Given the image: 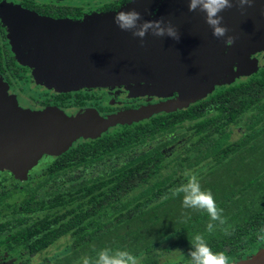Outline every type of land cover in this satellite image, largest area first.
<instances>
[{
	"label": "trees",
	"instance_id": "1",
	"mask_svg": "<svg viewBox=\"0 0 264 264\" xmlns=\"http://www.w3.org/2000/svg\"><path fill=\"white\" fill-rule=\"evenodd\" d=\"M181 129L186 133L177 134ZM189 134L195 138L183 154L167 160L163 149ZM115 157H121L120 167L68 177ZM62 159V164L78 160L60 167L39 187L50 183L49 189L40 196L38 190L32 193L23 211L9 215L3 225L10 247L28 254L26 264L62 241L65 253L48 264H83V258L94 260L106 247L127 250L141 264H175L162 261L174 252L189 262L197 234L233 264L244 261L264 247L258 238L264 229V68L248 81L219 88L202 109L124 128ZM186 171L198 176L202 189L211 190L226 223L184 208L182 194L171 196L187 182Z\"/></svg>",
	"mask_w": 264,
	"mask_h": 264
},
{
	"label": "water",
	"instance_id": "2",
	"mask_svg": "<svg viewBox=\"0 0 264 264\" xmlns=\"http://www.w3.org/2000/svg\"><path fill=\"white\" fill-rule=\"evenodd\" d=\"M232 2V8L220 13L227 36L235 38L232 46H227V36H213L204 12L189 11L188 0H135L121 10L135 9L143 17L141 23L170 21L179 32L178 41L151 32L141 41L115 24L117 13L92 17L73 32L54 29L49 35L28 37L40 54L34 76L51 89L125 88L131 94L170 91L179 96L154 108L106 118L79 114L70 119L22 108L0 76V170L28 169L48 154L67 151L79 138H99L117 125L187 109L216 88L256 74L264 68V60L254 58L264 53V0H256L243 13L236 0ZM12 40L16 44L17 38ZM237 264H264V247Z\"/></svg>",
	"mask_w": 264,
	"mask_h": 264
},
{
	"label": "flooded vegetation",
	"instance_id": "3",
	"mask_svg": "<svg viewBox=\"0 0 264 264\" xmlns=\"http://www.w3.org/2000/svg\"><path fill=\"white\" fill-rule=\"evenodd\" d=\"M134 1L0 0V76L8 85L9 93L24 109L33 112L50 111L70 119L79 114H93V116L99 115L106 118L122 112L154 108L175 100L179 94L177 92L169 94L170 91L150 95L131 94L125 88L114 90L86 88L62 92L41 84L34 76V69L40 64L38 61L40 54L37 52L38 48L26 40L28 37L49 35L54 29L56 31L71 29L70 32H73L74 28L86 26L92 17L118 13ZM12 37L17 38L16 44L13 43ZM254 58L262 62L264 53L257 54ZM252 77L240 80L248 81ZM214 94L203 101L192 104L187 109H202V106L206 105ZM184 110L158 113L147 120L134 122L131 125H117L109 128L99 138H79L65 152L56 151L53 155H46L31 168L17 170L14 174H6L4 177L0 176V264H26L28 254L25 253L24 248L12 249L10 247L8 234L5 233L3 225L9 221V215H16L23 211L24 204L32 193L38 190L36 195L40 196L49 189L50 183H46L43 190H39V187L54 177L60 167L72 166L80 159L69 160L62 164L60 160L64 161L63 157L82 146L95 147L106 137L109 138L124 128L146 124L159 117L175 116ZM166 138L168 136L164 137ZM179 141L163 149V155L167 160L173 159L168 153L176 152ZM94 152L92 155H98L96 154L98 151ZM83 157L86 158L85 153ZM88 158L91 159L89 155ZM98 164L100 165L93 163L86 168H78L74 176L68 175V177H90L91 174L96 175V171L104 166L120 167L121 157L105 159Z\"/></svg>",
	"mask_w": 264,
	"mask_h": 264
},
{
	"label": "clouds",
	"instance_id": "4",
	"mask_svg": "<svg viewBox=\"0 0 264 264\" xmlns=\"http://www.w3.org/2000/svg\"><path fill=\"white\" fill-rule=\"evenodd\" d=\"M242 13L246 7L250 8L256 0H236ZM189 11L195 12L199 9L206 14V23L213 29V36L222 39L227 36V27L222 26L223 17L220 15L226 9L233 7L232 0H188ZM143 17L135 9L131 11H120L114 17L115 24L122 31H130L134 37L143 41L149 32L155 37H170L179 40L178 30L169 21L165 23L164 18L153 21H144ZM227 46L235 43V38L227 36ZM143 46V45H142ZM187 182L171 190V196L183 195V207L206 212L211 221H218L220 224L226 223L223 218V210L220 209L215 201L211 190H204L196 174L191 171L185 172ZM168 197L166 196L165 199ZM207 231H214L213 223H209ZM262 234H258L260 241L264 242V229ZM227 234V233H226ZM192 250L189 252L190 260L188 264H233L230 257L223 251L214 252L205 240L203 235L197 234L191 241ZM83 264H141L140 258L127 250L122 249H101L94 260L87 257L83 258Z\"/></svg>",
	"mask_w": 264,
	"mask_h": 264
},
{
	"label": "rangeland",
	"instance_id": "5",
	"mask_svg": "<svg viewBox=\"0 0 264 264\" xmlns=\"http://www.w3.org/2000/svg\"><path fill=\"white\" fill-rule=\"evenodd\" d=\"M245 78H249V77H243V78H240V79H245ZM240 79H238L235 83H237L238 81H243V80H240ZM235 83H233V84H235ZM233 84H231V85H225V86H222V87H226V86L229 87V86H232ZM219 88H221V87H219ZM219 88H216V90L213 92V94L215 92H217V89H219ZM155 91H157V90H155ZM134 94H137V92L135 91ZM154 94H157V92L154 93ZM213 94H211V95H213ZM148 95H150V94H148ZM211 95H209V96H211ZM207 98H205V99H207ZM205 99H203V100H205ZM203 100H201V101H203ZM198 102H200V101H198ZM61 123L64 124L63 121ZM235 132L236 133H235L234 138L236 139L238 137V135H239V130L236 129ZM184 133H186V130H184V129L182 130L181 129L177 134L181 135V134H184ZM193 138H195V136L194 135H191V134H189L185 138H181V140L177 143L178 145L176 146L177 147L176 148V152H172L171 151V153L169 152L168 154L169 155L171 154L170 156L173 157V159L175 160V158L177 156H179L180 154H183V151L184 150L182 151V149L185 148V147H187ZM166 139H169V137L166 138ZM50 155H53V153L50 154ZM31 167H29V168H31ZM20 169H25V168H20ZM15 172H16V170H12V169H9V168H7V169H1L0 170V176L4 177L6 174H11V173L14 174ZM62 242H60L57 245H55L54 247L50 248L48 252H46L42 256L38 257V259H36L35 261H33L32 264H48L54 258H56V257L64 254L65 253V247L64 246L62 247V245H60ZM162 261H163V263H168V262L169 263H173L174 262L175 264H188V259L186 257H182V253L180 254V253H175V252L173 254L165 253L164 256H163V260Z\"/></svg>",
	"mask_w": 264,
	"mask_h": 264
}]
</instances>
